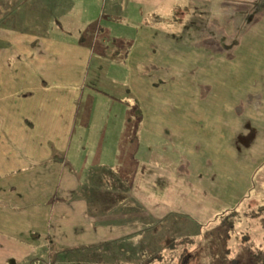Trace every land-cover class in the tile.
<instances>
[{
    "label": "crops",
    "instance_id": "0c3cea01",
    "mask_svg": "<svg viewBox=\"0 0 264 264\" xmlns=\"http://www.w3.org/2000/svg\"><path fill=\"white\" fill-rule=\"evenodd\" d=\"M10 1L0 0V40L6 41L0 47V264H21L36 254L44 242L31 234H49L51 241L55 223L73 220L76 229L92 219L116 235L118 220L131 225L134 202L158 219L173 212L206 219L216 187H227L224 174L231 163H242L237 170L245 171L244 147L258 148L255 140L264 137V0H126L138 5L132 10L145 20L128 17L135 27L129 44L124 35L99 36L112 31L102 25V12L96 20L87 13L95 26L79 20L77 39L47 31L51 26L70 34L68 16L63 25L46 20L31 27L42 32L23 31L21 23L7 22L11 10L2 4ZM93 1L100 10L102 0ZM121 3L105 2L112 20L130 10ZM182 11L193 24L182 23L179 35L146 21L173 19L176 12L183 18ZM95 64L124 68L121 77L114 73L112 92L101 87L100 78L89 79ZM105 96L109 103L93 113L95 99ZM112 99L125 103L116 102L123 109L113 108ZM125 107L138 115L140 134L180 148L175 166L163 170L150 161L134 162V147L147 149L154 142L143 144L131 123H118ZM126 119L134 123L133 115ZM86 130L98 135L84 139ZM122 147L129 150L126 160L117 157L115 149ZM127 167L133 169L123 174ZM119 177L143 183H133L131 197L125 187L120 199ZM83 187L95 190L94 204L86 203Z\"/></svg>",
    "mask_w": 264,
    "mask_h": 264
},
{
    "label": "rangeland",
    "instance_id": "374dc122",
    "mask_svg": "<svg viewBox=\"0 0 264 264\" xmlns=\"http://www.w3.org/2000/svg\"><path fill=\"white\" fill-rule=\"evenodd\" d=\"M106 1L108 0H102L100 10L99 5L97 7L96 2L93 0H55L54 3H50L49 0H11L7 4H2V7L7 5L11 10L6 14L9 24L18 25L21 23V30L31 33L43 31L41 28H31L36 26V23L40 25L46 20L48 22L52 20L63 25L65 21L63 16L65 18L68 16V22H70V27H72L70 34L55 27L52 30L51 26L47 29L49 33L55 36L54 38L63 36L68 40L80 38V35L75 31L78 29L77 27H80L78 24L83 23L79 20H84L82 25L86 27L96 23L91 24L87 13H93L96 20L102 12V25L110 26L109 28L112 31L108 34L104 31L99 36H108L113 39L112 35H124L126 44H129L133 39L135 27L129 24L128 17H134L139 23H145V20L142 19V13L139 14L137 11L132 10L138 5L122 0L123 10L126 9V6L130 10L124 11V13L126 12L125 16L124 14L116 16L112 20L105 10L104 4ZM146 5L150 8L153 6L150 3H146ZM7 7L5 8L7 9ZM180 14L183 18H176L178 15L176 12L172 14L175 17L173 19L170 17L163 18L162 16L161 19L148 18L146 21L151 25H156L161 31L164 30L171 35H176L178 33L176 30L182 23L183 27H185V25L193 21L184 17L187 15L184 11ZM200 15L202 16L203 13ZM85 37L82 31V38ZM5 44V40L4 42L0 40V47L4 48ZM115 48L118 50V47ZM122 53L124 51L120 53L118 51L120 57H122ZM11 54L15 53L11 52ZM100 62L103 63V59H100ZM123 71L124 68L100 67L95 64L94 71L89 75V79L93 77L96 79L100 78L101 87L107 93H110L114 86V73L117 77H121ZM99 85L97 83V86ZM89 90L91 91V89ZM252 91L249 93H252ZM124 94L123 91L119 93L121 96ZM83 100L85 101V97H83ZM116 102L125 106V103L120 100L112 99V107L123 109ZM103 103L108 104L109 97L96 98L93 113H97L99 104L102 106ZM125 108L124 113L118 111V113L120 112L118 123L129 122L131 123L130 127L134 131H139L138 134H140L141 130L140 128L137 129V120L135 119L138 115H134L135 110H129L131 107ZM128 112L131 114H127ZM132 115L134 116V123L126 119V117H131ZM178 116L183 117V114ZM91 122H98V116L91 115ZM97 130L99 132L98 128ZM98 132L96 133L95 130H92V132L89 130L83 131V138L94 139ZM140 135L143 144H145L147 139L154 143L147 149L143 148L142 145L140 147L136 145L134 147V162L137 163V160L150 161V163L161 167L163 170L175 166L176 160L179 159L181 153L180 148L167 142L158 144L156 140H152V137H145L144 134ZM75 142L78 143L77 137L72 140L71 144L73 145ZM158 142L160 143L161 141ZM255 142L258 148L256 146H252V148L244 147L243 154L240 155L245 158V171L237 170V166H242V163H231L230 171L224 174V181L227 187L223 189L220 186L216 187L215 195H212L213 208L207 212L208 216L203 221L196 219L193 214L184 215L180 212H173L165 218L158 219L146 212L140 203L134 202L133 213H130L132 218L131 225H123L125 223L121 224L118 220V226L115 228V231H117L116 235L112 233L114 231L113 227L109 225L95 227V222L92 219L86 222L90 223V225L85 224L84 227L80 226L79 228L76 227V229H73V226L71 227L73 220H71L70 225H61L63 229L60 228L59 223H55L52 227L53 238L50 243L46 244L44 239L42 241L37 239L38 242H44V244L40 245L36 254H32L20 263L115 264V261H121L126 264H248L249 254L240 249L244 248L248 243L247 241L258 242L264 238V210L260 207L264 205V137H259ZM115 150L118 152V159L126 160V154L129 150L125 152V147L116 148ZM136 163L133 166L134 170L137 167ZM133 167L124 169L123 174H127L125 171L132 170ZM119 174H122V172ZM132 178L122 179L119 177L115 180V186L119 188L120 199L121 195L124 196L127 193V188V195L131 197L134 183ZM109 181V179H103L102 183L107 182L109 185ZM224 181L220 182V185ZM90 182L95 183L96 180H90ZM142 183V181L135 182L134 185L139 184L141 188ZM135 190L137 191V188ZM94 191L83 187L82 195L86 203L94 204ZM140 191L141 189H138L137 193H140ZM110 198H113V193L108 195L107 199L110 200ZM233 209L237 213L229 218H222L224 214H228ZM124 213H121V215H124ZM245 213H255V215L250 216ZM97 214H99L98 216H103L105 213L98 211ZM99 229L104 231V233H101L100 240L96 236ZM94 238L99 242L92 241Z\"/></svg>",
    "mask_w": 264,
    "mask_h": 264
},
{
    "label": "trees",
    "instance_id": "16d2710c",
    "mask_svg": "<svg viewBox=\"0 0 264 264\" xmlns=\"http://www.w3.org/2000/svg\"><path fill=\"white\" fill-rule=\"evenodd\" d=\"M262 210H264V205L260 206ZM236 212L235 209L229 211V213L224 214L222 216L223 219L229 218L232 215H234ZM246 215L254 216L255 213H245ZM261 222L263 223V220L261 219ZM32 239H38L42 241V239L47 241L49 239V234H40L38 232L32 233L31 234ZM50 243V241H47V243ZM244 246L243 249H240L241 251H245V253L249 254L250 259L248 260V264H264V238L262 241L258 242H249ZM117 264H126L124 262H118Z\"/></svg>",
    "mask_w": 264,
    "mask_h": 264
}]
</instances>
